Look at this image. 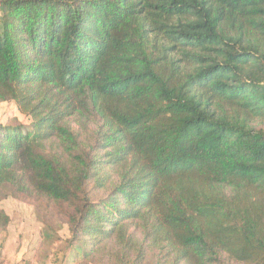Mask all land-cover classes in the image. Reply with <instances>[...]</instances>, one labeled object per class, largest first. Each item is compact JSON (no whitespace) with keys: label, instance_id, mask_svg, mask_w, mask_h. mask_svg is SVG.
Returning <instances> with one entry per match:
<instances>
[{"label":"trees","instance_id":"16d2710c","mask_svg":"<svg viewBox=\"0 0 264 264\" xmlns=\"http://www.w3.org/2000/svg\"><path fill=\"white\" fill-rule=\"evenodd\" d=\"M5 102L52 264H264V0H0Z\"/></svg>","mask_w":264,"mask_h":264},{"label":"crops","instance_id":"0c3cea01","mask_svg":"<svg viewBox=\"0 0 264 264\" xmlns=\"http://www.w3.org/2000/svg\"><path fill=\"white\" fill-rule=\"evenodd\" d=\"M0 209L11 218L8 238L0 247V264H52L43 246L44 228L33 207L20 200H0Z\"/></svg>","mask_w":264,"mask_h":264},{"label":"rangeland","instance_id":"374dc122","mask_svg":"<svg viewBox=\"0 0 264 264\" xmlns=\"http://www.w3.org/2000/svg\"><path fill=\"white\" fill-rule=\"evenodd\" d=\"M11 117H18L22 122L29 123V119L18 112L16 106L12 102L0 103V124L5 123ZM0 200H16L11 197L2 198ZM16 227V224H14ZM43 234V233H42ZM47 264V263H42Z\"/></svg>","mask_w":264,"mask_h":264}]
</instances>
